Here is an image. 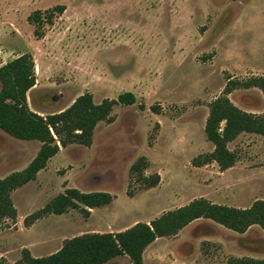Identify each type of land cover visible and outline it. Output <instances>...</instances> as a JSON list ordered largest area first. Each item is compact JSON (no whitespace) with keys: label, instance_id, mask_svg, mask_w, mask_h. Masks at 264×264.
<instances>
[{"label":"rangeland","instance_id":"rangeland-1","mask_svg":"<svg viewBox=\"0 0 264 264\" xmlns=\"http://www.w3.org/2000/svg\"><path fill=\"white\" fill-rule=\"evenodd\" d=\"M56 4L64 11L35 38L27 16ZM24 52L35 74L27 104L39 114L61 111L85 91L95 102L123 91L136 99L115 105L88 144L60 147L34 180L11 192L17 218L0 221V264H15L23 248L45 256L67 238L123 230L197 197L236 207L264 200L261 135L243 132L227 143L237 155L229 168L192 163L213 149L204 123L227 79L264 76V0H0V66ZM227 96L245 111L264 113L257 87L238 86ZM39 146L0 129V177L24 168ZM141 157L146 166L130 171ZM155 173L159 181L148 187ZM67 187L113 198L87 213L71 207L23 224ZM242 256L264 258L259 225L236 232L198 218L152 241L142 264H230ZM104 264L130 260L119 255Z\"/></svg>","mask_w":264,"mask_h":264},{"label":"trees","instance_id":"trees-1","mask_svg":"<svg viewBox=\"0 0 264 264\" xmlns=\"http://www.w3.org/2000/svg\"><path fill=\"white\" fill-rule=\"evenodd\" d=\"M64 9L63 4H56L45 11L30 13L27 21L34 26L35 38L42 37L44 24H51L53 18ZM0 83V129L15 138L40 142L36 154L24 168L0 177V221L10 219L15 223L17 212L11 192L34 180L60 147L72 142L88 144L96 124L109 120L115 105H131L136 98L132 91H123L115 98L95 102L92 93L85 91L61 111L39 114L29 108L26 99V92L35 84L34 62L29 52L21 53L0 66ZM238 86L257 87L264 94V76L227 79L222 94L209 103L204 123V133L213 149L193 158L194 165L215 161L224 170L237 159L235 151L227 147L228 142L243 132L256 133L264 138V113L245 111L228 98L227 94ZM140 165L146 166L143 157L131 165L130 171H137ZM158 181L159 175L155 173L148 187L156 185ZM128 195L131 196V193ZM112 198L105 191L85 192L67 187L43 207L25 216L23 224L28 226L46 214H61L71 207H81L87 213L89 208L106 205ZM198 218L210 219L236 232H244L254 224L264 231V200L256 199L247 207H236L214 203L204 197L193 198L147 222L138 221L123 230L86 232L67 238L58 250L45 256H32L27 248H23L21 258L15 264H104L119 255H126L130 264H142L143 250L152 241L157 237L176 234ZM229 262L264 264V258L231 257Z\"/></svg>","mask_w":264,"mask_h":264},{"label":"crops","instance_id":"crops-1","mask_svg":"<svg viewBox=\"0 0 264 264\" xmlns=\"http://www.w3.org/2000/svg\"><path fill=\"white\" fill-rule=\"evenodd\" d=\"M246 133H248V132H246ZM240 134H241V133H240ZM240 134H239V135H240ZM255 134H256V133H255ZM8 135H9V134H8ZM239 135H238V136H239ZM228 143H229V142H228ZM31 181H32V180H31ZM61 214H63V213H61ZM55 215H59V214H55ZM16 218H17V215H16ZM38 220H40V219H37L36 221H38ZM36 221H34L33 223H35ZM193 221H194V220H193ZM193 221H192V222H193ZM15 222H16V221H15ZM190 223H191V222H190Z\"/></svg>","mask_w":264,"mask_h":264}]
</instances>
